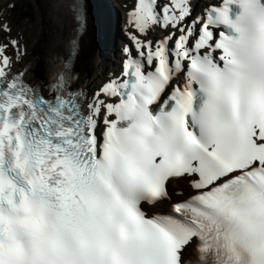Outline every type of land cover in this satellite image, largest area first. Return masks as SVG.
I'll return each instance as SVG.
<instances>
[{
  "label": "snow or ice",
  "instance_id": "1",
  "mask_svg": "<svg viewBox=\"0 0 264 264\" xmlns=\"http://www.w3.org/2000/svg\"><path fill=\"white\" fill-rule=\"evenodd\" d=\"M55 6L73 35L38 80L0 43V264H264V0L125 3L91 92L85 0Z\"/></svg>",
  "mask_w": 264,
  "mask_h": 264
},
{
  "label": "bare ground",
  "instance_id": "2",
  "mask_svg": "<svg viewBox=\"0 0 264 264\" xmlns=\"http://www.w3.org/2000/svg\"><path fill=\"white\" fill-rule=\"evenodd\" d=\"M42 5H44V8L46 7L47 10V16L42 21L39 22V27L41 29V33L33 39V43L30 46V48L25 49L23 36H20V39H22L23 44L20 39H17L21 47L26 52L25 60L27 62L31 63L32 71L28 74V79L31 80H38L42 75V66L44 62L46 61L47 57L55 54H63V51L65 49L66 44L72 38V29L71 26L68 25L62 17V13L60 10L55 6V0H40ZM121 0H110L111 10L116 13V16L114 18L116 19L117 23L119 24L120 31L123 30L124 32V20H125V13L126 10L124 8L123 2ZM117 2V3H116ZM207 0H199V6L203 7L204 3H206ZM123 7V9H120L118 7ZM87 7V13H88V22L86 30L79 35V57L76 61V68L83 73L86 70L87 64L90 63L91 60L95 58V55H98L100 52V46L97 45L96 40L98 39L100 35V42L105 45L106 48H111L113 45L108 40V36L104 37L105 32L103 30L104 26H100V24H97L96 18L92 15V13L89 11L88 6ZM43 10V9H41ZM44 12V11H42ZM106 15L108 16V12L105 11ZM42 14V13H41ZM45 16V15H44ZM109 19V17H108ZM110 21L107 23L109 24ZM110 23V26H114L115 23ZM114 28V27H113ZM125 33V32H124ZM46 34V35H45ZM102 36L104 38H102ZM118 38L115 45L122 44V38L120 35H118ZM27 48V47H26ZM111 53V52H110ZM111 58L114 60L112 63V67L110 71H107L109 75L113 73H117L120 70V62L122 60V53L120 49L113 48V51L111 53ZM85 69V70H84ZM85 73V72H84ZM83 76L80 77L79 83L85 87V89L88 92H91L95 90V80L93 79H85L82 80ZM102 81V78L97 81V83H100ZM171 191L175 192H184L187 193V185L183 180L179 181H173L171 188ZM167 208L166 204H161L158 206L157 209H154V211H162Z\"/></svg>",
  "mask_w": 264,
  "mask_h": 264
},
{
  "label": "rangeland",
  "instance_id": "3",
  "mask_svg": "<svg viewBox=\"0 0 264 264\" xmlns=\"http://www.w3.org/2000/svg\"><path fill=\"white\" fill-rule=\"evenodd\" d=\"M116 1L118 2V0ZM121 1L123 2V4L132 3V0ZM118 7L120 9H123V7H120V5H118ZM125 10L127 9L125 8ZM47 13L48 12L46 10V7L44 8V5H42L40 0H0V40L5 43L11 39H20V36L22 35L25 49L30 48L33 43V39L41 33L39 22L41 20L43 21L46 18ZM25 15L31 16L30 18H21V16L23 17ZM102 18L105 26L103 30L105 32V29L107 28L106 32L108 31L107 33H104V37L108 36V40L113 46L111 48H106L105 45L100 42L99 54L95 55V58L91 60L89 64H87L86 70L84 69L85 73L83 72L81 75L83 76V81L85 79L95 80V88H97L101 83H97L98 80L102 78V81H104L109 78L110 75L107 71L111 70L112 63L114 62V60L111 58V53L113 51V48L116 47V49H119V45H115L118 39L116 38L118 37V30L116 31L112 26H107V23L109 21L112 24L117 23L116 19L112 17V15H109L106 18L104 11ZM4 25H7L8 28L11 29V31H5L3 28ZM114 32H116L117 36H114ZM104 37L102 36V38ZM20 40L23 44L22 39ZM9 52L11 53V50H9Z\"/></svg>",
  "mask_w": 264,
  "mask_h": 264
},
{
  "label": "water",
  "instance_id": "4",
  "mask_svg": "<svg viewBox=\"0 0 264 264\" xmlns=\"http://www.w3.org/2000/svg\"><path fill=\"white\" fill-rule=\"evenodd\" d=\"M101 1L104 3V5L106 7L108 6L107 0H101ZM97 3L98 2L95 1V0H85V4H86V6H88L89 11L96 18L97 24H100V26H102L103 25V18H102V15L100 13L99 4H97ZM113 34H114V36H117L116 35V32H114ZM99 38H100V35H99L98 39L96 40V43H97V45L100 46V40H99Z\"/></svg>",
  "mask_w": 264,
  "mask_h": 264
},
{
  "label": "trees",
  "instance_id": "5",
  "mask_svg": "<svg viewBox=\"0 0 264 264\" xmlns=\"http://www.w3.org/2000/svg\"><path fill=\"white\" fill-rule=\"evenodd\" d=\"M30 16H31V15H25V16H23V17L21 16V18H24V19H25V18H28V17L30 18Z\"/></svg>",
  "mask_w": 264,
  "mask_h": 264
}]
</instances>
